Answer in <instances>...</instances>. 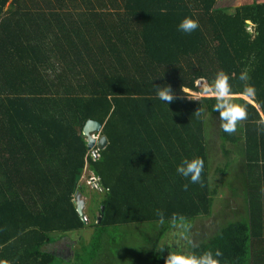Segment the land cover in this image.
Masks as SVG:
<instances>
[{
	"label": "trees",
	"instance_id": "1",
	"mask_svg": "<svg viewBox=\"0 0 264 264\" xmlns=\"http://www.w3.org/2000/svg\"><path fill=\"white\" fill-rule=\"evenodd\" d=\"M185 17L199 22L192 34L178 31ZM245 70L256 89L248 101L240 95ZM219 71L248 112L234 135L221 130L215 98L189 100L182 91L200 92L198 79L211 84ZM166 86L176 96L169 104L157 97ZM210 117L228 158L218 171L244 169L235 177L244 203L186 255L219 249L220 264H264V2L227 13L218 0H0V260L50 264L55 241L90 226L66 262L164 264L158 245L172 214L192 221L213 213ZM88 120L107 139L94 159L82 139ZM197 157L203 187L176 171ZM85 164L102 195L88 205V223L73 203ZM141 224L145 231L131 232ZM130 236L138 242L120 254Z\"/></svg>",
	"mask_w": 264,
	"mask_h": 264
},
{
	"label": "rangeland",
	"instance_id": "2",
	"mask_svg": "<svg viewBox=\"0 0 264 264\" xmlns=\"http://www.w3.org/2000/svg\"><path fill=\"white\" fill-rule=\"evenodd\" d=\"M219 5L225 9L227 13H232L236 4H250L255 2H264V0H218ZM248 29H251L248 27ZM253 30V29H252ZM186 98L189 100H198L203 97H207L209 95L206 94H195L188 93L186 94ZM244 98V97H242ZM245 99V98H244ZM207 120L205 118L206 123V136L208 131V154H209V172L211 178V185L213 188L217 190L214 200L213 213L208 217H201L199 219H194L192 221H187L191 227L189 231L190 239L192 240V244H195L201 238H208L211 236L216 229L222 224L225 223L224 215L227 214L226 217L232 214L233 209H241L243 207V183L242 181H238L236 175H241L242 170L240 167V163L238 167L235 169V166L228 167L226 173H221L218 171L219 166H223L228 158L223 157L221 152V143L218 137L215 136L216 131V120L213 117H210ZM237 151L234 152L229 158L232 160V163L240 157L236 154ZM88 172L87 167L83 169V174L81 176V183L83 184V195L84 199V214L88 215L89 204H92V201L98 202L101 198V193L93 190L88 185L85 184L86 173ZM234 191H231L233 190ZM234 192V193H233ZM224 220V221H223ZM89 221H92V217L89 218ZM88 223V221H87ZM143 225V224H141ZM131 232L138 234L140 231H145L147 226L134 227L131 226ZM92 228L90 226H85L84 229L79 231H71L66 235V238L61 239V241L70 240L72 246V251L80 248V242L86 243L88 241L89 235L91 234ZM183 229L171 227L162 237L159 242L158 249L166 258L168 252L176 253V254H187V247L189 243L181 238L180 233ZM58 233H53L52 238L59 236ZM138 240L134 236H130L128 240H125L122 244L123 249L119 251L120 254L127 252L128 247L133 246L137 243ZM200 242V241H199ZM62 243V242H60ZM198 243V242H197ZM53 246V245H52ZM51 247V246H50ZM55 247V244H54ZM138 247V246H137ZM163 248V250H161ZM133 253V252H132ZM69 259H73V255L69 257ZM50 264H71L61 259L60 257H55V259Z\"/></svg>",
	"mask_w": 264,
	"mask_h": 264
},
{
	"label": "clouds",
	"instance_id": "3",
	"mask_svg": "<svg viewBox=\"0 0 264 264\" xmlns=\"http://www.w3.org/2000/svg\"><path fill=\"white\" fill-rule=\"evenodd\" d=\"M251 23L248 24V26ZM252 25V24H251ZM200 27L198 20L192 19L191 17H185L177 26L178 31L185 34H192ZM239 79L245 82L243 91L240 93L244 97H254L256 94V89L254 86L247 84L246 82L250 79L247 70L241 72ZM230 77L224 71H219L214 81L211 84L205 85L200 92H190L188 90H182L183 93H195V94H206L215 98L216 103L213 106V111L218 113V119L220 121L221 130L228 134L234 135L238 126L242 121L247 120L248 112L247 108L243 105L236 104L232 101V88L229 83ZM157 97L165 102L166 104L172 103L176 96L172 92L170 86L166 87H156ZM208 97V96H207ZM201 110L195 112V115H200ZM258 130L264 132V118L257 122ZM99 133V132H98ZM204 170V160L203 158L197 157L191 160L184 159L177 166V174L183 176L185 179L189 180L191 184H199L203 187L202 173ZM189 184H184L182 189L187 191ZM264 191V189H262ZM156 216L158 217L157 223L160 225L165 224V214L156 210ZM170 226L174 228L183 229L180 233L181 238L186 240L189 244H192V240L189 236V231L191 225L187 222L186 217L178 213H173L170 218ZM163 250V248L161 249ZM223 253L217 249L215 252L209 250L205 251L200 255L191 254H176L168 252V255L164 259V264H220V259ZM0 264H9L7 260H0Z\"/></svg>",
	"mask_w": 264,
	"mask_h": 264
},
{
	"label": "water",
	"instance_id": "4",
	"mask_svg": "<svg viewBox=\"0 0 264 264\" xmlns=\"http://www.w3.org/2000/svg\"><path fill=\"white\" fill-rule=\"evenodd\" d=\"M100 129H101V125L98 122L91 120L85 121L82 127V139L85 140L87 149H89L94 143V138L92 137V134L100 132ZM106 144H107V139L104 135H101L99 139L95 141V146H97L99 149H103ZM73 203L75 205V209L78 216L84 223H86L87 219L84 214V199L82 198L80 192L77 191L75 193ZM103 209H104L103 206H101L99 210V214L97 215L98 223L101 220Z\"/></svg>",
	"mask_w": 264,
	"mask_h": 264
},
{
	"label": "built area",
	"instance_id": "5",
	"mask_svg": "<svg viewBox=\"0 0 264 264\" xmlns=\"http://www.w3.org/2000/svg\"><path fill=\"white\" fill-rule=\"evenodd\" d=\"M248 27H250L251 29H248ZM248 27H247V29L250 32H253V30H252L253 29V26L250 24ZM196 84H197V86H198V88L200 90H202L205 85H208L207 82H206V80H204V79H198V81H197ZM92 137L94 138V143L87 150L89 151V154H90L91 158L94 159L95 157L98 156V149H99L97 146H95V141H97L99 139L100 134L99 133L92 134ZM85 167H86V164H85L84 168ZM84 180H85V184L88 185L93 190H97V191L101 190V188L99 186L100 185L99 184V177L97 175H94L93 173H91L90 171H88L86 173V177H85Z\"/></svg>",
	"mask_w": 264,
	"mask_h": 264
},
{
	"label": "flooded vegetation",
	"instance_id": "6",
	"mask_svg": "<svg viewBox=\"0 0 264 264\" xmlns=\"http://www.w3.org/2000/svg\"><path fill=\"white\" fill-rule=\"evenodd\" d=\"M54 244L52 246V248L54 249L53 252L55 253V255L59 256L60 258L65 260L73 254L72 252L73 245L71 244L70 240H65V241L57 240L54 242Z\"/></svg>",
	"mask_w": 264,
	"mask_h": 264
},
{
	"label": "crops",
	"instance_id": "7",
	"mask_svg": "<svg viewBox=\"0 0 264 264\" xmlns=\"http://www.w3.org/2000/svg\"><path fill=\"white\" fill-rule=\"evenodd\" d=\"M236 6H239V5H238V4H236ZM236 6H235V7H236ZM244 98H245L246 100L248 99V98H246V97H244ZM247 101H248V100H247ZM249 102H250V103H252L251 101H249ZM252 104H253V103H252ZM58 257H59V256H58Z\"/></svg>",
	"mask_w": 264,
	"mask_h": 264
}]
</instances>
